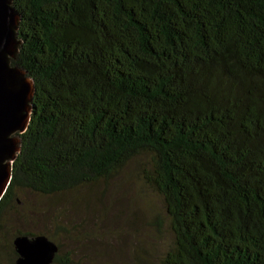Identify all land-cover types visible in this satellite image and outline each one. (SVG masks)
I'll list each match as a JSON object with an SVG mask.
<instances>
[{
  "label": "trees",
  "instance_id": "trees-1",
  "mask_svg": "<svg viewBox=\"0 0 264 264\" xmlns=\"http://www.w3.org/2000/svg\"><path fill=\"white\" fill-rule=\"evenodd\" d=\"M14 64L36 86L0 201V264L17 235L59 245L85 191L139 176L162 200L160 264H264V0H14ZM62 205L57 230L12 231L19 193Z\"/></svg>",
  "mask_w": 264,
  "mask_h": 264
},
{
  "label": "rangeland",
  "instance_id": "rangeland-1",
  "mask_svg": "<svg viewBox=\"0 0 264 264\" xmlns=\"http://www.w3.org/2000/svg\"><path fill=\"white\" fill-rule=\"evenodd\" d=\"M62 205L31 191L19 193L16 210L8 214L11 230L51 233L50 218ZM71 225L83 232L78 239L60 235L75 264H160L173 236L161 198L139 176L85 191L72 212Z\"/></svg>",
  "mask_w": 264,
  "mask_h": 264
},
{
  "label": "water",
  "instance_id": "water-1",
  "mask_svg": "<svg viewBox=\"0 0 264 264\" xmlns=\"http://www.w3.org/2000/svg\"><path fill=\"white\" fill-rule=\"evenodd\" d=\"M20 21L14 0H0V201L22 149L21 133L29 126L36 90L33 78L13 63L22 43L18 34ZM14 244L19 254L14 264H51L59 251L58 243L45 234H20Z\"/></svg>",
  "mask_w": 264,
  "mask_h": 264
}]
</instances>
